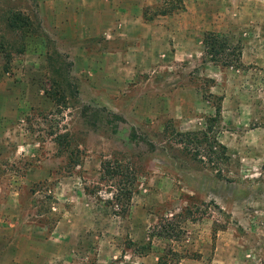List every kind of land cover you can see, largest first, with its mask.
<instances>
[{
	"label": "rangeland",
	"instance_id": "obj_1",
	"mask_svg": "<svg viewBox=\"0 0 264 264\" xmlns=\"http://www.w3.org/2000/svg\"><path fill=\"white\" fill-rule=\"evenodd\" d=\"M255 9L0 0V264H264Z\"/></svg>",
	"mask_w": 264,
	"mask_h": 264
},
{
	"label": "crops",
	"instance_id": "obj_2",
	"mask_svg": "<svg viewBox=\"0 0 264 264\" xmlns=\"http://www.w3.org/2000/svg\"><path fill=\"white\" fill-rule=\"evenodd\" d=\"M253 13H264V10H258V9H255ZM19 191V190H18ZM17 200H20L18 197H17ZM65 231V230H64Z\"/></svg>",
	"mask_w": 264,
	"mask_h": 264
}]
</instances>
